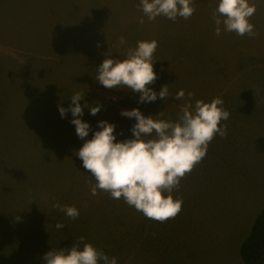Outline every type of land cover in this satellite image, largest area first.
<instances>
[{"label":"rangeland","instance_id":"374dc122","mask_svg":"<svg viewBox=\"0 0 264 264\" xmlns=\"http://www.w3.org/2000/svg\"><path fill=\"white\" fill-rule=\"evenodd\" d=\"M138 5L0 0V264H43L46 252L70 249L81 237L118 264H244L240 246L264 207V4L250 18L254 36L219 37L217 0H193L188 19L144 17L142 24ZM120 36L126 45H118ZM153 39L158 78L152 87L159 93L166 85V100L139 104V94L105 89L94 79L105 56L123 59L138 41ZM180 89L185 97L176 100ZM76 92L104 105L96 116L84 110L93 131L108 120L118 140L130 138L136 122L121 116L123 109L162 112L159 119L175 122L189 100L223 99L227 135L213 138L174 189L183 201L175 217L148 219L122 197L91 194L96 181L76 155L84 141L71 114L61 118L58 111ZM19 183L26 187L20 198L8 197ZM56 202L76 206L80 215L67 217Z\"/></svg>","mask_w":264,"mask_h":264},{"label":"clouds","instance_id":"9594fccd","mask_svg":"<svg viewBox=\"0 0 264 264\" xmlns=\"http://www.w3.org/2000/svg\"><path fill=\"white\" fill-rule=\"evenodd\" d=\"M193 0H139V8L144 17L154 20L164 16L175 21L178 17L190 18L195 8ZM264 0H217L214 13L215 34L234 32L238 36H254L255 25L250 18L256 13L257 5ZM124 36L118 45L124 46ZM99 46V45H98ZM158 47L156 40L138 41L134 48H128L125 58L105 56L96 67L94 79L105 89L128 90L139 94V104L154 103L158 98H168L166 85L159 93L152 87L158 78L154 70V53ZM105 55V54H104ZM188 93V97H192ZM185 91L180 89L174 99L183 100ZM85 95L76 92L71 96L68 107L58 105L61 118H67L75 128L76 135L84 143L76 151L83 169L90 173L96 183L91 186V194L106 191L113 199L123 198L146 218L164 222L175 217L182 208L183 201L174 198L173 191L180 185L181 178L200 162L208 151L209 143L216 135L224 137L230 112L223 107L224 101L216 97L209 102L189 100L182 106L179 120L172 122L156 116H145L139 107L123 109L120 115L136 122L131 127L130 138L118 140L116 124L108 120L97 121L93 131L90 122L83 119L84 110L96 116L104 107L100 102L90 104ZM84 100L83 105L80 101ZM91 133V139H86ZM53 207L67 217L76 219L80 212L76 206ZM65 225L58 221L57 230ZM43 264H118L116 257H110L92 243H85L81 237L70 249H52L43 256Z\"/></svg>","mask_w":264,"mask_h":264},{"label":"trees","instance_id":"16d2710c","mask_svg":"<svg viewBox=\"0 0 264 264\" xmlns=\"http://www.w3.org/2000/svg\"><path fill=\"white\" fill-rule=\"evenodd\" d=\"M240 256L244 264H264V207L240 246Z\"/></svg>","mask_w":264,"mask_h":264},{"label":"crops","instance_id":"0c3cea01","mask_svg":"<svg viewBox=\"0 0 264 264\" xmlns=\"http://www.w3.org/2000/svg\"><path fill=\"white\" fill-rule=\"evenodd\" d=\"M29 187V186H28ZM1 188V187H0ZM23 188H26V187H23V186H21V183H19L17 186H15L12 190H14V191H11V192H9L8 193V197H13V196H15V197H18V198H20V195L18 194L19 193V191H21ZM31 188L33 189V186H31ZM9 189H10V187H9ZM37 194V192H33V195H36Z\"/></svg>","mask_w":264,"mask_h":264}]
</instances>
